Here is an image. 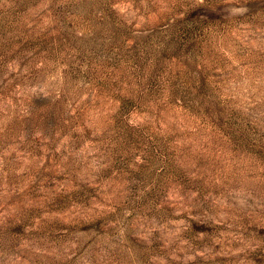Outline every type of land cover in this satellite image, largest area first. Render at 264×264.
Returning <instances> with one entry per match:
<instances>
[{"label": "rangeland", "instance_id": "1", "mask_svg": "<svg viewBox=\"0 0 264 264\" xmlns=\"http://www.w3.org/2000/svg\"><path fill=\"white\" fill-rule=\"evenodd\" d=\"M0 264H264V0H0Z\"/></svg>", "mask_w": 264, "mask_h": 264}]
</instances>
